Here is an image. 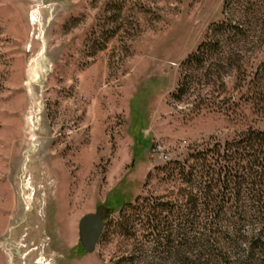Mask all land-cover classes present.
Segmentation results:
<instances>
[{"label": "rangeland", "instance_id": "rangeland-1", "mask_svg": "<svg viewBox=\"0 0 264 264\" xmlns=\"http://www.w3.org/2000/svg\"><path fill=\"white\" fill-rule=\"evenodd\" d=\"M222 23L233 60L185 66ZM252 131L264 0H0V264H264V184L215 217L178 171ZM100 204L88 253L79 221Z\"/></svg>", "mask_w": 264, "mask_h": 264}, {"label": "trees", "instance_id": "trees-1", "mask_svg": "<svg viewBox=\"0 0 264 264\" xmlns=\"http://www.w3.org/2000/svg\"><path fill=\"white\" fill-rule=\"evenodd\" d=\"M234 2L235 0H224L225 10H229ZM228 29H231L230 24L214 25L208 34L207 40L198 47L197 51L188 58L184 65L188 68L202 67L209 56L218 58L221 55L225 56L226 61L233 60L236 54L234 49L232 48L230 51L221 50L220 46V35ZM222 64H225V62L220 60L218 65ZM187 89L188 84L184 78L180 84V95H183ZM263 149L264 132L252 131L238 141L228 142L224 146H214L211 150L212 156H207L203 152L199 153L196 156V162L189 165L188 171L186 165L182 167L179 164L178 171L182 173L187 184L192 181L195 170L200 173L199 186H197L199 191L188 200V203L191 204L190 210L196 213L200 208V210L206 211L208 214L214 213L213 215L218 217L229 200H226L229 191L238 188V192H240L241 185L248 181L254 187V190L260 193V188L264 184ZM258 166L260 170H255L254 167ZM258 185L260 187H256ZM237 202L239 201L237 200ZM236 205L238 207L237 203ZM260 208L264 212V202H261ZM257 243L264 246L261 239Z\"/></svg>", "mask_w": 264, "mask_h": 264}, {"label": "water", "instance_id": "water-1", "mask_svg": "<svg viewBox=\"0 0 264 264\" xmlns=\"http://www.w3.org/2000/svg\"><path fill=\"white\" fill-rule=\"evenodd\" d=\"M106 206L100 204L95 212L85 214L79 221V241L83 249L94 252L106 227Z\"/></svg>", "mask_w": 264, "mask_h": 264}, {"label": "bare ground", "instance_id": "bare-ground-1", "mask_svg": "<svg viewBox=\"0 0 264 264\" xmlns=\"http://www.w3.org/2000/svg\"><path fill=\"white\" fill-rule=\"evenodd\" d=\"M36 13H37V12H36ZM36 17H37V16L34 15V17H33V19H32L33 22L37 21V18H36ZM28 185H29V184H28ZM30 189H32V187H30ZM28 199L31 200V195L28 197ZM38 264H45V263L43 262V259H42Z\"/></svg>", "mask_w": 264, "mask_h": 264}, {"label": "built area", "instance_id": "built-area-1", "mask_svg": "<svg viewBox=\"0 0 264 264\" xmlns=\"http://www.w3.org/2000/svg\"><path fill=\"white\" fill-rule=\"evenodd\" d=\"M166 160H167V157H166Z\"/></svg>", "mask_w": 264, "mask_h": 264}]
</instances>
